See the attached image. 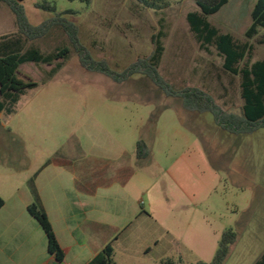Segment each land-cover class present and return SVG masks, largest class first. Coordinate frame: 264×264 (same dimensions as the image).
<instances>
[{
	"label": "rangeland",
	"instance_id": "obj_1",
	"mask_svg": "<svg viewBox=\"0 0 264 264\" xmlns=\"http://www.w3.org/2000/svg\"><path fill=\"white\" fill-rule=\"evenodd\" d=\"M257 0H229L209 23L221 34L246 42ZM31 25L62 15L78 28L82 46L95 61L121 73L149 57L152 38L163 33L165 52L161 77L174 91L195 88L210 96L224 112L242 115L241 78L223 68L214 47L202 51L190 31L187 15L197 11L192 0H163L153 10L138 0H22ZM48 3L55 12L38 8ZM71 11L72 14H65ZM17 32L15 15L0 3V38ZM251 40L253 50L240 66L264 59V44ZM49 54L70 48L69 59L52 66L25 64L19 77L38 83L21 96L12 114H0V194L31 175L22 165L64 157L87 156L90 144L114 150L120 145L136 161L144 141L150 162L135 170L140 208L150 214L152 251L117 246L118 261L131 264L211 263L222 234L233 230L237 240L224 264H255L264 253V129L233 135L209 113L188 111L182 101L166 95L144 75L116 83L86 71L66 33L53 27L29 44ZM63 66L50 75L57 63ZM33 170V169H32ZM135 182V181H134ZM128 251V252H127Z\"/></svg>",
	"mask_w": 264,
	"mask_h": 264
},
{
	"label": "crops",
	"instance_id": "obj_2",
	"mask_svg": "<svg viewBox=\"0 0 264 264\" xmlns=\"http://www.w3.org/2000/svg\"><path fill=\"white\" fill-rule=\"evenodd\" d=\"M1 114V113H0ZM81 152L87 156L48 160L31 171L28 178L10 187V195L0 194V264H59L49 251L41 225L29 213L36 203L48 216L64 252L60 264H88L107 244L126 250L152 251L155 235L149 236L152 217L139 202L136 161L120 145L114 150L92 143ZM33 169V170H32ZM135 181V182H134ZM128 252V251H127Z\"/></svg>",
	"mask_w": 264,
	"mask_h": 264
},
{
	"label": "trees",
	"instance_id": "obj_3",
	"mask_svg": "<svg viewBox=\"0 0 264 264\" xmlns=\"http://www.w3.org/2000/svg\"><path fill=\"white\" fill-rule=\"evenodd\" d=\"M21 1L0 0V3L7 5L15 15L17 27L15 34L0 38V113L12 114L21 96L27 90L38 87V83L19 77V69L22 65L33 63L52 66L56 62L69 59L70 48L68 47L58 48L45 54L38 48L29 46L31 42L44 37L51 28L57 27L66 33L79 56L81 66L90 73L103 74L116 83L125 82L137 74L144 75L166 95L179 98L186 110L211 114L215 123L229 134L247 135L264 129V59L240 66L253 50L250 41L256 39L262 30L264 31V0H257L252 10V24L245 32L246 42H238L230 34H221L208 21V17L219 12L229 0H192L198 10L187 15L190 31L199 44L200 50L209 51L210 47H214L219 56L223 58L224 70L232 75L240 76L242 115L222 111L213 99L201 90L185 88L181 91H174L171 88L159 73V66L165 52L162 43L163 33L152 38L154 50L149 57L139 59L123 72L117 73L111 70L106 62L92 59L79 41L78 28L75 24L59 15L53 20L33 26L27 19ZM79 1L89 6L92 3V0ZM138 2L153 10L163 9L166 5L163 0H138ZM38 8L55 12V8L48 3L40 4ZM65 14H72V12L67 11ZM258 43L264 44V34ZM62 62L55 65L50 73L51 76L62 68ZM148 156L147 144L139 141L137 143L138 159L142 160ZM3 205L4 200L0 197V209ZM28 210L45 232L50 253L55 256L57 263H62L64 252L48 216L36 203L29 206ZM236 240L237 234L233 230L224 231L212 262L197 264H224ZM114 253L113 243H109L88 264H115ZM160 264L177 263L172 259H166ZM178 264H182L181 261ZM255 264H264V253Z\"/></svg>",
	"mask_w": 264,
	"mask_h": 264
}]
</instances>
